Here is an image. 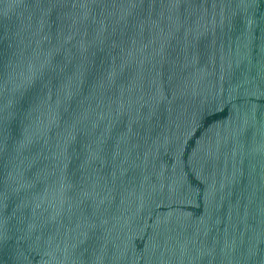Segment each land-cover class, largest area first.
Returning a JSON list of instances; mask_svg holds the SVG:
<instances>
[{"label": "water", "instance_id": "obj_1", "mask_svg": "<svg viewBox=\"0 0 264 264\" xmlns=\"http://www.w3.org/2000/svg\"><path fill=\"white\" fill-rule=\"evenodd\" d=\"M264 259V0H0V264Z\"/></svg>", "mask_w": 264, "mask_h": 264}, {"label": "snow or ice", "instance_id": "obj_2", "mask_svg": "<svg viewBox=\"0 0 264 264\" xmlns=\"http://www.w3.org/2000/svg\"><path fill=\"white\" fill-rule=\"evenodd\" d=\"M250 258H256L258 260V264H264V259H261L258 252L250 251Z\"/></svg>", "mask_w": 264, "mask_h": 264}]
</instances>
